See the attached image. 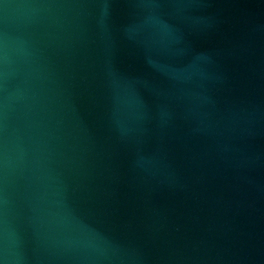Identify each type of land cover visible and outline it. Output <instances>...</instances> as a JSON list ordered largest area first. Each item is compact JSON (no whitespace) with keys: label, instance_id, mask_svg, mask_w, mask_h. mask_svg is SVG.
<instances>
[{"label":"water","instance_id":"obj_1","mask_svg":"<svg viewBox=\"0 0 264 264\" xmlns=\"http://www.w3.org/2000/svg\"><path fill=\"white\" fill-rule=\"evenodd\" d=\"M0 264H264V0H0Z\"/></svg>","mask_w":264,"mask_h":264}]
</instances>
